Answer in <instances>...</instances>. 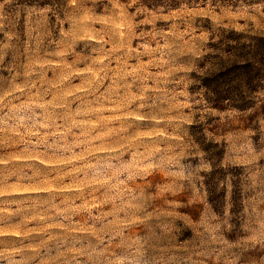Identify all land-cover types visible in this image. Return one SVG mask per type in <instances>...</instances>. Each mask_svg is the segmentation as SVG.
I'll return each mask as SVG.
<instances>
[{
	"label": "rangeland",
	"instance_id": "rangeland-1",
	"mask_svg": "<svg viewBox=\"0 0 264 264\" xmlns=\"http://www.w3.org/2000/svg\"><path fill=\"white\" fill-rule=\"evenodd\" d=\"M119 4L127 6L130 0H118ZM87 8H95L94 15L109 16L115 10L109 0L103 4L93 6L90 0L85 4ZM247 9L243 18L240 13ZM258 9V10H257ZM205 12L210 15L191 16V13ZM127 13L133 16V22L138 25L135 35L128 43V48L134 50L123 63L135 67L137 64L146 65L145 71L155 75L171 73L170 81L164 84L169 98L173 92H183L171 103H186L189 107L180 112L168 111L169 103H157V106L145 108L137 112L133 105L127 111L138 115H183L191 120L183 127L191 136V143L204 154L205 161L211 166V172L202 173L201 180L196 187L200 190V197L191 206L184 208L193 199V193L182 192L175 201H166L158 192L172 183L165 171L150 173L146 179H138L130 183L129 188L136 191L143 188L151 191L156 198L154 207L158 211H171V205H177L176 211L183 216L198 220L205 210H210L220 218L239 215L244 210L245 199H250L251 193L245 191L247 169L240 162L244 157V145L251 141L252 147L264 142V78H256L257 84L244 94L251 98V107L244 110H219L207 100L202 78L195 74H202L198 68V60L211 49V44L222 42L227 36L223 30L234 29L243 31L246 35H264V0H137V3L127 7ZM179 13V16H174ZM70 10L64 0H0V44L14 43L19 50L14 60L7 56L0 65V94L11 89L14 85H24L26 81L21 75L25 65L33 63L36 72L31 78L35 85L30 93L14 100L13 104H25L30 98L38 103H45L57 95L56 90H50L44 81L57 82L70 72L75 73L92 68L97 71L93 62H103L106 66L104 79L95 92L87 97L93 107H102L100 113H93L90 117L77 119H91L96 127L89 129L90 136H104L111 129L121 127L124 121L114 120L113 117H124L123 111L115 110V106L103 99L113 87L114 78L120 69L122 57L127 49L121 38L114 32H108L103 37V43L96 40L77 41L72 45V51H66L68 42L62 33L70 27L68 17ZM169 17V19H164ZM99 30V23L92 24ZM175 33V34H173ZM183 33L181 37L179 34ZM246 38L242 39L244 42ZM159 49L144 53L143 46ZM167 45V47H165ZM224 45H222L223 47ZM27 50V51H26ZM115 50V51H114ZM64 53L63 56L59 55ZM144 53V54H141ZM166 63L161 64V61ZM156 61V64L151 63ZM68 65L70 67H65ZM43 73L42 75L40 73ZM89 77L72 75L69 81L60 86V90L79 89ZM180 81L179 84L174 83ZM119 84V80H116ZM151 83V81H149ZM227 87H222L219 93L227 94ZM135 92V89H133ZM41 93L44 95L41 97ZM229 93V92H228ZM71 99V98H70ZM151 103V100H149ZM80 107V101L71 103V110ZM7 111V109H5ZM39 114L42 119L44 113L40 108L24 110L22 114ZM239 113V115H229ZM62 113L58 110L57 124H63L59 119ZM146 130V129H145ZM41 134L57 131L56 128L38 129ZM59 131H63L61 127ZM130 131H133L130 129ZM171 131V128L168 129ZM78 129L68 137L69 145L76 142ZM18 137H0V159H10L23 154V145L18 143ZM37 137H33V140ZM51 139V137H50ZM83 139V137H81ZM116 139L104 137L103 143L94 142L92 145L73 147L71 151L58 153L56 157L44 159V163L52 165L56 159H70L72 162L56 167L45 168L38 163L29 167L26 161H14L8 167L0 166V191L6 194L0 196V251L10 253L13 249L21 248L23 252L13 253L9 259L26 264H39L40 259L55 257L58 252L65 253L59 260H49V264H73V252L68 251L76 237L83 240L84 233L77 232L75 226L88 227L91 220L83 205L92 208V215L101 211L109 212L110 207H96L102 198V192L88 187L90 168L95 166L101 170L108 164L114 163L106 155H89L91 148H103L118 143ZM257 152L260 151L256 148ZM144 151V149H141ZM123 162L135 163L134 156H126ZM258 166L264 168V156L258 161ZM48 188L52 192L34 191V189ZM79 189V191H77ZM79 209L77 212L76 210ZM153 211V208H149ZM70 215L69 220L64 219ZM111 219V217H109ZM62 224L68 227H53ZM19 234V235H17ZM27 234V235H25ZM127 235H144L142 227H136L126 232ZM226 238L235 242L240 237L226 234ZM92 239V238H89ZM79 247V244H77ZM38 248L40 256L35 260L27 259L34 255L30 249ZM7 264V261H0ZM243 264H264V254L251 255L244 259Z\"/></svg>",
	"mask_w": 264,
	"mask_h": 264
},
{
	"label": "clouds",
	"instance_id": "clouds-1",
	"mask_svg": "<svg viewBox=\"0 0 264 264\" xmlns=\"http://www.w3.org/2000/svg\"><path fill=\"white\" fill-rule=\"evenodd\" d=\"M90 2L95 6L103 4L104 0H90ZM109 2L118 12L114 11L109 16H96L93 14L94 7H85L87 0H64L65 6L70 10L68 17L70 27L62 33V36L68 42L66 50L68 52L72 51V45L77 41L96 40L103 43V37L108 32H114L121 38L127 51L121 58L122 62L114 78L113 87L103 99L112 103L115 110L126 113L124 117H113L114 120L124 123L121 127L111 129L104 136H90L89 129L95 128L96 122L91 119H77L103 111L102 107L92 106L93 103L100 101V97H97L96 101L87 100L104 79L106 66L103 62H93L97 71L88 68L75 73L70 72L57 82L44 81L50 90L57 91V95L50 101L38 103L35 98H30L25 104H13L14 100L30 93L35 87L31 83V78L37 70L33 63H30L23 66L25 69L23 73L18 74L28 82L24 85H14L9 91L0 94V137H18L17 142L23 145L22 155L7 160L0 159V166L8 167L14 161L23 160L29 162V167L36 163L45 168L56 167L72 161L56 159L52 165H47L42 158H49V154L51 157H56L58 153L63 154L71 151L73 147L79 148L82 144L103 143L104 137L113 139L123 137L115 145L91 148L89 152V155H106L114 161L102 170L92 166L91 178L87 184L94 191L103 194L98 205L93 202L94 206H107L111 211H101L98 215H92L91 207L82 206L90 217L91 225L75 226L77 232L84 233L85 242L82 243L81 238L76 237L68 249L73 252V264H243L244 259L251 255L261 256L264 254V168L258 166V161L264 156V142L256 146L260 149L259 152L252 147L251 141H247L244 145L245 155L240 162L247 169L245 191L246 194L251 193V196L250 199H245L244 210L239 215H226L220 218L206 209L203 216L193 220L177 212L175 204L171 205V211L155 210L156 198L151 191L145 192L143 188L133 191L128 187L138 179H146L150 173L165 171L172 183L165 186L158 195L163 196L166 201H175L182 192H191L192 201L183 206L187 208L200 197V190L196 185L201 180V174L209 173L212 169L205 161L204 154L191 143V136L183 127L185 123L191 124L189 118L180 114L138 115L127 111L133 105L137 106V112L145 108L151 109L159 102L169 103V112L172 110L180 112L189 105L171 103L170 100L175 101L177 96L184 93L173 92L169 98L168 91L164 87V84L171 82L169 78L171 73L176 71L175 69L151 75L145 71L147 66L144 64L132 67L123 63L134 52L127 46L135 35L138 25L133 22V16L127 13V7L136 4L137 0H130L127 6L119 4L118 0H109ZM246 12L247 9L240 15L247 18ZM190 15L205 16L210 13L197 12ZM94 23L101 25L99 30L92 27ZM179 35L182 37L183 33ZM11 40L12 38L9 37V43L0 44V65H3L7 56L11 55L15 60L19 55V50ZM143 48L144 53L159 51L147 45ZM59 55L63 56L64 53ZM151 63L157 62L151 61ZM160 63L166 61L162 60ZM65 67L70 66L65 65ZM86 74L89 78L81 88L60 90V86L69 81L70 76ZM116 80H119V84ZM174 83L179 84L180 81ZM43 95L44 93H41V97ZM76 100L80 101V107L72 111L71 103ZM33 108L43 110L42 119L35 112L31 115L22 114L24 110ZM58 110L62 113L59 119L63 124L56 122ZM229 115L235 116L239 113H229ZM261 126L264 127V121H261ZM61 127L63 131H59ZM49 128H56L57 131H49L47 134L38 131ZM169 128L171 131H168ZM73 129H78L79 135L75 138L76 142L69 145L68 137L73 134ZM33 137L37 139L33 140ZM2 142L0 140V143ZM126 156H134L136 162H123ZM34 191L52 192L48 188L34 189ZM5 194L4 191H0V196ZM149 208H153V211L150 212ZM76 211L78 212L79 209ZM64 219L69 220L71 225L70 215L65 216ZM52 226L68 227L62 224ZM136 227H142L144 235L126 234ZM4 234L0 232V236ZM226 234L240 238L231 242L226 238ZM30 250L34 255L27 259L35 260L40 256L38 248ZM23 251L24 249L21 248L13 249L10 253L0 251V261L14 264L9 257L13 253ZM64 255L65 253L58 252L55 257L41 258L39 264H49V260H59ZM15 264H26V262H15Z\"/></svg>",
	"mask_w": 264,
	"mask_h": 264
},
{
	"label": "trees",
	"instance_id": "trees-1",
	"mask_svg": "<svg viewBox=\"0 0 264 264\" xmlns=\"http://www.w3.org/2000/svg\"><path fill=\"white\" fill-rule=\"evenodd\" d=\"M223 32L226 38L211 44L197 63L202 74L195 75L202 78L201 85L214 108L248 109L251 98L244 92L256 87V78H264V35H246L234 29ZM222 87H227V94L219 93Z\"/></svg>",
	"mask_w": 264,
	"mask_h": 264
}]
</instances>
